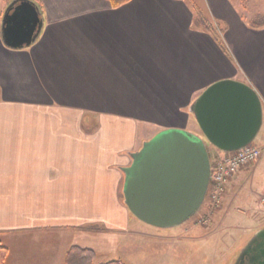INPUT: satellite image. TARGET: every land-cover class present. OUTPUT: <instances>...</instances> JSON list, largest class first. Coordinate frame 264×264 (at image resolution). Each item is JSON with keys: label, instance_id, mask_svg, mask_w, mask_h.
I'll list each match as a JSON object with an SVG mask.
<instances>
[{"label": "crops", "instance_id": "0c3cea01", "mask_svg": "<svg viewBox=\"0 0 264 264\" xmlns=\"http://www.w3.org/2000/svg\"><path fill=\"white\" fill-rule=\"evenodd\" d=\"M11 1L0 0L5 264H64L72 244L92 248L100 264L106 261L99 255L123 233L133 251L146 239L179 250L174 264L187 262V244L206 233L137 219L124 204L121 168L163 128L199 132L189 105L216 80L245 81L264 100V25L252 26L230 0H204L205 10L198 0H129L117 7L109 0H31L41 28L29 46L11 48L1 35ZM262 132L264 118L257 136ZM260 147L261 158L226 182L221 208L210 215L214 231L224 200L242 199L244 191L264 213ZM247 213H257L253 203ZM254 221L257 230L264 216Z\"/></svg>", "mask_w": 264, "mask_h": 264}, {"label": "water", "instance_id": "95a60500", "mask_svg": "<svg viewBox=\"0 0 264 264\" xmlns=\"http://www.w3.org/2000/svg\"><path fill=\"white\" fill-rule=\"evenodd\" d=\"M41 28L31 0H12L2 16L6 46H29ZM199 132L167 127L144 140L123 166L122 194L128 210L140 221L170 228L182 224L201 207L207 194L211 161L208 146L234 151L251 143L264 118L262 98L249 83L216 80L190 103ZM231 264H264V225L232 258Z\"/></svg>", "mask_w": 264, "mask_h": 264}, {"label": "rangeland", "instance_id": "374dc122", "mask_svg": "<svg viewBox=\"0 0 264 264\" xmlns=\"http://www.w3.org/2000/svg\"><path fill=\"white\" fill-rule=\"evenodd\" d=\"M198 1L200 6L203 7L202 9L205 10V1ZM230 1L235 7L239 8L244 16L252 18V20L257 16V14L264 13V0ZM213 27L216 30L221 31L219 24H215V22L213 23ZM223 30L224 28H222V31ZM137 133L140 135V132ZM252 144L257 147L264 146L263 132L252 141ZM214 149V146L209 144L208 150L211 157H214ZM262 160H264V156ZM235 174H233V176ZM224 193H222L223 195L221 197V203L219 206L220 208L224 198ZM242 195H244L242 199H236L233 203H231L227 198L226 200H224V205L218 216V218L220 219L216 220V222L220 223L221 225L219 226L220 228H217L216 231H214V228H216V226L211 220L210 216L211 212L215 210L208 207V204H210L208 196L193 216H191L182 224L174 226L195 227V231L206 233V235L203 234V236H198L194 242L187 244V246L191 248L190 258L185 259L188 260L187 262H182L180 264H231L232 258L255 233L256 230L254 228L256 220L254 221V219H260L261 216H264L263 212L258 211V204L255 203V199L252 196H249L248 192L244 191V194ZM251 203H253V207L256 206L257 213L249 215L247 211L250 210ZM208 218L209 221L206 222L207 224H203L202 220H207ZM220 220L222 222H219ZM153 227L154 226H152V228ZM116 238H118V240L114 243L112 250L99 255L98 259L100 261L120 259L124 260L128 264H174V261L176 259L175 255L177 253V255H180L179 250H177V252L174 247L170 248L168 245H149V241H147L146 239L141 240L140 242L137 241L136 246H138L140 250L133 251V249H131L133 240L129 237L128 234L123 233ZM81 242L85 243L86 241L83 240ZM88 245L92 246L91 244ZM102 245L105 246L106 241L104 244H94V246L97 247H102ZM184 255H186L185 252Z\"/></svg>", "mask_w": 264, "mask_h": 264}, {"label": "built area", "instance_id": "2783aa9c", "mask_svg": "<svg viewBox=\"0 0 264 264\" xmlns=\"http://www.w3.org/2000/svg\"><path fill=\"white\" fill-rule=\"evenodd\" d=\"M262 147H257L249 143L234 151H221L213 160L211 168L208 197L210 209L220 206L222 193L225 191V184L233 174L237 173L243 166L257 162L262 156ZM264 198V194H263ZM203 224H207L209 218L203 219Z\"/></svg>", "mask_w": 264, "mask_h": 264}, {"label": "trees", "instance_id": "16d2710c", "mask_svg": "<svg viewBox=\"0 0 264 264\" xmlns=\"http://www.w3.org/2000/svg\"><path fill=\"white\" fill-rule=\"evenodd\" d=\"M129 0H109L113 7H117ZM252 26L259 27L264 25V13L257 14V16L250 21ZM215 148V147H214ZM210 155V153H209ZM211 164L213 161V157H211ZM8 253L7 247L0 244V264H5V259ZM96 257V252L90 248L81 246L79 244H72L68 251L66 252L64 258V264H95L94 259ZM100 264H126L124 261L120 259L109 260Z\"/></svg>", "mask_w": 264, "mask_h": 264}]
</instances>
